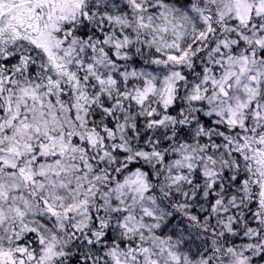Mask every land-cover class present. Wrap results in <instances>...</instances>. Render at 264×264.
Wrapping results in <instances>:
<instances>
[{"label":"snow or ice","instance_id":"snow-or-ice-1","mask_svg":"<svg viewBox=\"0 0 264 264\" xmlns=\"http://www.w3.org/2000/svg\"><path fill=\"white\" fill-rule=\"evenodd\" d=\"M0 264H264V0H0Z\"/></svg>","mask_w":264,"mask_h":264}]
</instances>
